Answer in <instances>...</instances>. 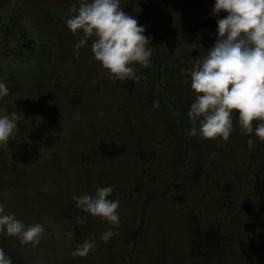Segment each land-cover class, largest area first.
Segmentation results:
<instances>
[{
  "label": "rangeland",
  "instance_id": "374dc122",
  "mask_svg": "<svg viewBox=\"0 0 264 264\" xmlns=\"http://www.w3.org/2000/svg\"><path fill=\"white\" fill-rule=\"evenodd\" d=\"M199 2L214 0H121V7L152 39L160 33L153 12L189 15ZM74 3L0 0L1 24L21 11L19 21L42 41L30 61L20 60L27 50L13 60L17 43L0 33V80L9 90L0 109L18 116L15 135L0 146V203L25 225L44 228L35 247L0 231V247L13 264H264V141L249 149L235 119L227 141L188 135L194 95L185 70L213 46L216 32L160 40L165 98L153 52L147 68L136 66V81L110 79L92 57L91 39L76 54L79 36L65 23ZM211 13L204 17L217 19ZM38 182L41 200L33 194ZM105 185L114 186L120 218L108 242L99 235L111 225L72 200ZM93 237L95 251L71 255Z\"/></svg>",
  "mask_w": 264,
  "mask_h": 264
},
{
  "label": "clouds",
  "instance_id": "9594fccd",
  "mask_svg": "<svg viewBox=\"0 0 264 264\" xmlns=\"http://www.w3.org/2000/svg\"><path fill=\"white\" fill-rule=\"evenodd\" d=\"M69 11L65 23L79 36L74 43L76 54L91 39L92 57L110 79L142 78L136 66L147 68L151 64V36L144 34L145 28L138 25L135 16L123 11L121 0H75ZM221 12L226 15L216 20L213 46L185 70L194 95L186 113L192 125L188 135L227 141L235 119L240 132L248 137L247 147L252 149L257 141H264V0H214L211 15ZM8 94L6 82L0 80V98ZM17 127V113L0 109V146L15 135ZM113 189V185L98 186L94 194L72 197L75 207L111 225L99 235L102 242L118 234L113 229L120 224L119 200L110 198ZM75 219L86 222L80 216ZM0 231L35 247L44 228L40 223L25 225L15 214L5 213L0 203ZM65 236L71 237V233ZM96 247L95 237L85 239L71 255L85 257ZM0 264H13L2 247Z\"/></svg>",
  "mask_w": 264,
  "mask_h": 264
},
{
  "label": "trees",
  "instance_id": "16d2710c",
  "mask_svg": "<svg viewBox=\"0 0 264 264\" xmlns=\"http://www.w3.org/2000/svg\"><path fill=\"white\" fill-rule=\"evenodd\" d=\"M202 4H203V2L198 3L197 8L199 10L195 7V5L191 6L188 9V11L192 10V12H190L189 15L186 14V10L182 11V12H185L184 14L180 13L179 15H177L178 13L176 14V12L173 11V12H169V13L167 12L168 14H165V12H163L164 15L155 16V12H153V16H152L153 18L151 20L154 19L153 24H156V25H154V28H155V30H159L160 33L159 34L156 33L155 36L151 39V42H152L151 47H153V53H154V56L156 59V64H157V75H156L157 76V82H158L159 87L161 88L160 90L162 91L165 98L167 97L168 91H167L166 87H162V83H161L162 81L160 80V72L162 70V64L160 61V53L157 50V46L159 45L160 40H162V39L164 40L167 37H171V36L186 37V36H194V35H201V34L205 35V33L211 34L212 32H216V30H217L216 20L219 19V15L224 14V12L219 13L217 15V19H212L210 17V19H209L210 21H209V20H207L208 18L206 19V17H204V15L206 16L210 11H212L213 6H209L208 4L207 5H204V4L202 5ZM209 7L211 10L208 11ZM152 9L153 8L146 10L145 13H149L150 11H152ZM61 10H64V9H61ZM19 14H21V11H17V13H16V11L15 12H13V11L9 12L8 20H6V25L0 23V25H1L0 26V33H2L5 38H8V39L10 38L14 41V43H17L16 45L19 49V52L17 54L15 53V56L12 57L13 60L18 58V54L21 52V50H23V51L27 50L30 52V54L26 56L27 58L25 56H23L22 58H20V60L27 59L28 61H30V59L32 57L34 58V53L39 46L38 43H40L42 41L40 39V33H37L35 35L29 34L33 30L30 29L29 26H27L28 24L21 23L19 21V17H18ZM149 14H151V13H149ZM24 15H25V13H24ZM2 18H5V17H0V20ZM154 28L152 30H154ZM8 58L9 57L4 58L3 61L8 59ZM65 89H66V87L62 86L58 89V92L60 94H62L65 92ZM170 101H171L170 99L169 100L167 99V102H170ZM189 146H190V142L188 141V139L185 138L184 154H186V155L190 152L188 150ZM207 149L210 150L209 147H207ZM208 153H209V151H207L206 154H208ZM16 165L18 167H22L21 165H18V163ZM38 183H39V185H37V188L33 189V194H35V196H36L35 200H37V199L41 200L40 189H41L42 184H41V182H38ZM37 205H39V202ZM143 216L144 215H142L141 219L143 218ZM248 220H251V219L248 218ZM243 226H244V228H248V225L243 224ZM243 226H242V229H243ZM77 228H80L81 230L84 229V227L81 228V226H78ZM141 228H142V226L140 225V227L137 230L138 234L140 233Z\"/></svg>",
  "mask_w": 264,
  "mask_h": 264
}]
</instances>
